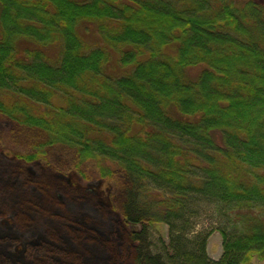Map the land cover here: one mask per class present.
I'll use <instances>...</instances> for the list:
<instances>
[{
  "label": "trees",
  "instance_id": "16d2710c",
  "mask_svg": "<svg viewBox=\"0 0 264 264\" xmlns=\"http://www.w3.org/2000/svg\"><path fill=\"white\" fill-rule=\"evenodd\" d=\"M0 115V264L264 260V0H0Z\"/></svg>",
  "mask_w": 264,
  "mask_h": 264
},
{
  "label": "rangeland",
  "instance_id": "374dc122",
  "mask_svg": "<svg viewBox=\"0 0 264 264\" xmlns=\"http://www.w3.org/2000/svg\"><path fill=\"white\" fill-rule=\"evenodd\" d=\"M81 31L82 33L85 35V38L87 39V41L89 43L92 44H102L103 42L101 41L100 37H99V33L97 31V28L91 24V23H86V24H82L81 25ZM112 50V49H111ZM44 52H46V55L51 59V60H56L59 56V46L58 44H54L51 46H48L46 48H44ZM120 60V53L118 51H114L112 50L111 52V59H110V63L108 64V69L110 71H112L115 74L118 73H122L124 71H129V66H121L119 63ZM55 103L57 104H62V102L58 99H55ZM39 110H44L43 107L39 106L38 108ZM12 121L2 115H0V134L2 131H10V128H12V126L9 125V123H11ZM13 132V131H12ZM12 132H8L7 134H12ZM1 154L6 156V152L7 148H4L1 146ZM53 155L55 157L64 155L61 153V151L56 150L54 151ZM68 180L70 181L71 185H74L76 187H84L87 190H90L91 192H93L94 194H96L102 201L104 202H109L110 201V184L99 177L96 178H92V179H85L84 177H82L79 173L77 172H71L68 175ZM31 190L34 191V195H35V199H39L40 196L42 195L41 191L42 189L39 188L38 186H31ZM29 195H32L31 193H28ZM63 198V197H62ZM64 199V198H63ZM1 205H3L0 202ZM13 204V202L11 203ZM67 205H72V203L70 201L66 202V206ZM3 221H4V225L5 228L7 226L8 222H14V213L12 214H6L5 212L3 213ZM213 226H216V222L215 219L212 218V215H210V213H205L203 215H201L199 218H197V222H196V230L199 229H203V228H207L210 229ZM139 227V226H137ZM156 228L157 230L164 236V238L167 240L168 239V226L163 224V223H156ZM6 230V234L7 236L10 235L12 237H8L7 242H6V246L3 247V250L5 252V254L7 256H10L13 260V262H15V260H19L21 258H24V251L22 249V247L20 246L21 250H19V252H17V250H15L16 248L13 247H9L10 245H17L15 243V241H13V230L9 229V225L8 227L5 229ZM207 251L210 257H212L213 259H218L223 252V246H222V236L218 231H214L213 234L210 236L209 240H208V244H207ZM22 262H25L22 261ZM254 264H264V260H259L257 258H255L253 260Z\"/></svg>",
  "mask_w": 264,
  "mask_h": 264
}]
</instances>
